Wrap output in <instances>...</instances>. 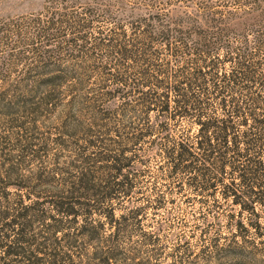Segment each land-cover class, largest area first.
<instances>
[{
  "label": "rangeland",
  "instance_id": "rangeland-1",
  "mask_svg": "<svg viewBox=\"0 0 264 264\" xmlns=\"http://www.w3.org/2000/svg\"><path fill=\"white\" fill-rule=\"evenodd\" d=\"M222 1L242 2L0 0V172L15 164L17 174L29 178L28 186L35 195H27L25 204L38 201L40 210L52 214L44 203L47 191L80 170L78 152L85 149V143L78 124L89 128L93 100L113 88L103 89V83L115 76L131 84L146 72L173 76L187 72L192 65L193 57L175 50L173 40L170 49L159 43L146 47L141 29L129 28L128 11L162 14L170 10L173 16H203L221 12ZM263 57L264 49L259 59ZM120 88L129 91V87ZM186 129L184 122H178L172 132L183 135ZM105 144L109 151L123 146ZM148 145L147 141L137 145L135 153L142 163L136 165L128 195L113 205L115 216L134 210L138 215L128 219L116 236L103 224L89 242L74 239L66 248L62 240L66 238H57L56 252L67 253L71 264H240L236 254L223 252L232 244L235 221L230 215L237 214V207L221 199L217 191L196 192L181 185L187 177L167 174L163 158L150 152ZM86 149L87 154L92 152ZM84 168L96 172L97 178L106 174L91 166ZM40 173L48 180L46 185H36L34 176ZM255 211L264 223V205ZM247 219L243 215L242 223ZM41 225L35 223L30 229L35 245L46 235ZM247 236L236 239L238 245L252 251L253 261L246 264H264V251L253 249V239ZM37 257L41 264L48 262L45 255Z\"/></svg>",
  "mask_w": 264,
  "mask_h": 264
},
{
  "label": "trees",
  "instance_id": "trees-1",
  "mask_svg": "<svg viewBox=\"0 0 264 264\" xmlns=\"http://www.w3.org/2000/svg\"><path fill=\"white\" fill-rule=\"evenodd\" d=\"M219 4L221 12L203 16L127 10L129 28L141 29L146 47L159 43L170 49L173 40L175 50L193 57L192 65L173 76L146 72L131 84L113 76L109 85H101L113 88L93 100L89 128L78 124L85 143L78 152L80 170L47 191L44 203L52 214L40 210L38 201L24 203L27 195H35L29 178L4 160L8 167L0 172V264H18V259L20 264H41L38 254L46 256V264H71L67 253L56 252L57 238H66V248L74 239L89 242L103 224L111 236L119 234L126 221L138 215L134 210L115 216L113 205L130 192L136 165L142 163L135 153L142 141L163 158L167 174L187 177L181 185L196 192L217 191L237 207V214L230 215L235 221L232 244L223 252L236 254L240 264L253 261L252 251L236 243L247 235L253 249L264 251V223L255 211L264 205V57L259 59L264 0ZM178 122L187 128L183 135L172 132ZM105 141L123 146L109 151ZM86 148L92 152L87 154ZM85 165L106 174L97 178ZM34 181L37 186L48 182L41 173ZM35 223H42L46 233L36 245L30 233Z\"/></svg>",
  "mask_w": 264,
  "mask_h": 264
}]
</instances>
